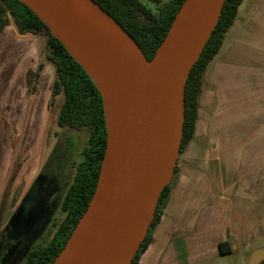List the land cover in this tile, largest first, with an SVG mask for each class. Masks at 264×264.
<instances>
[{"label":"water","instance_id":"obj_1","mask_svg":"<svg viewBox=\"0 0 264 264\" xmlns=\"http://www.w3.org/2000/svg\"><path fill=\"white\" fill-rule=\"evenodd\" d=\"M18 1L93 79L107 120L97 188L53 264H131L164 187L161 168L179 153L188 78L226 0H186L152 61L93 0Z\"/></svg>","mask_w":264,"mask_h":264},{"label":"crops","instance_id":"obj_2","mask_svg":"<svg viewBox=\"0 0 264 264\" xmlns=\"http://www.w3.org/2000/svg\"><path fill=\"white\" fill-rule=\"evenodd\" d=\"M228 35L243 48V104L226 108L229 125L213 122L202 137L204 76L195 137L175 160L171 192L139 264H264V0H245ZM207 145H243V153L232 159ZM251 241L255 251L244 260ZM225 242L229 254L221 253Z\"/></svg>","mask_w":264,"mask_h":264},{"label":"trees","instance_id":"obj_3","mask_svg":"<svg viewBox=\"0 0 264 264\" xmlns=\"http://www.w3.org/2000/svg\"><path fill=\"white\" fill-rule=\"evenodd\" d=\"M112 16L137 42L145 56L152 61L165 40L177 14L186 0H148L155 10L142 0H93ZM245 0H226L220 19L203 51L194 64L184 93V127L178 155L183 154L195 137L199 111V98L203 80L209 67L219 55ZM13 21L22 34L46 37L47 60L54 65L56 79L51 89L49 108L60 98L57 125L60 129L87 131L88 138L82 148V159L74 163V176L68 185L62 203L64 219L54 239L46 246L34 249L25 264H53L80 220L86 213L100 178L107 149V120L102 95L85 69L73 58L65 46L55 38L40 18L18 0H0V30ZM43 64L30 78L37 81ZM176 172V167L173 168ZM171 192L163 187L152 219L131 264H139L152 242L153 231L163 215V206ZM222 254H229L230 243L220 246Z\"/></svg>","mask_w":264,"mask_h":264},{"label":"rangeland","instance_id":"obj_4","mask_svg":"<svg viewBox=\"0 0 264 264\" xmlns=\"http://www.w3.org/2000/svg\"><path fill=\"white\" fill-rule=\"evenodd\" d=\"M142 2L155 10L148 0ZM227 39L221 54L205 74L201 101L202 137L211 134L213 122L216 128L229 125L226 108L243 104V48L236 38ZM46 40L44 35L20 33L12 17L6 32H0V233L40 172L48 163H54L50 161L53 156L56 157L59 185L64 192L66 183L74 175V163L82 159V148L88 138L87 131L58 127L60 98L49 108L56 71L47 60ZM41 64L44 67L40 79L28 80V75L37 72ZM234 125L241 124L237 121ZM205 147L209 148V153H226L232 159L243 153V145ZM174 164L175 161L169 165L164 186ZM63 218L57 208L50 235ZM250 243L249 250L243 248L244 260L250 259L255 251V242Z\"/></svg>","mask_w":264,"mask_h":264},{"label":"flooded vegetation","instance_id":"obj_5","mask_svg":"<svg viewBox=\"0 0 264 264\" xmlns=\"http://www.w3.org/2000/svg\"><path fill=\"white\" fill-rule=\"evenodd\" d=\"M51 159L54 163H48L40 172L0 233V264H25L34 249L44 247L54 239L64 219L50 235L49 232L55 224V210L59 208L65 216L62 203L70 184L66 183L63 192L55 169L56 157Z\"/></svg>","mask_w":264,"mask_h":264},{"label":"bare ground","instance_id":"obj_6","mask_svg":"<svg viewBox=\"0 0 264 264\" xmlns=\"http://www.w3.org/2000/svg\"><path fill=\"white\" fill-rule=\"evenodd\" d=\"M168 171H169V166H164L161 168V175L163 179L167 177Z\"/></svg>","mask_w":264,"mask_h":264}]
</instances>
